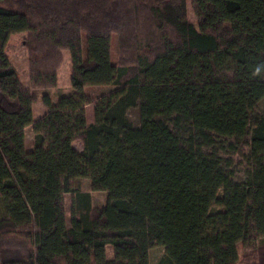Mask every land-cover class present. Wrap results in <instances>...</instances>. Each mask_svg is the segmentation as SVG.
Listing matches in <instances>:
<instances>
[{
    "label": "trees",
    "instance_id": "obj_1",
    "mask_svg": "<svg viewBox=\"0 0 264 264\" xmlns=\"http://www.w3.org/2000/svg\"><path fill=\"white\" fill-rule=\"evenodd\" d=\"M64 50L72 91L55 101ZM263 98L264 0H0V264H150L155 246L157 264H264Z\"/></svg>",
    "mask_w": 264,
    "mask_h": 264
},
{
    "label": "rangeland",
    "instance_id": "obj_2",
    "mask_svg": "<svg viewBox=\"0 0 264 264\" xmlns=\"http://www.w3.org/2000/svg\"><path fill=\"white\" fill-rule=\"evenodd\" d=\"M188 16L191 21H195V16L192 12L190 1L188 2ZM25 36H26L25 33L13 34L10 37V40L7 46V53L10 57L11 63L17 70L20 81L22 82L24 86L30 88L31 84H30V77H29L28 56H27V50L23 44ZM82 49H83L84 58H87L88 46H87V35L86 34L82 35ZM118 49H119L118 37L117 35H113L112 41H111V61L112 63H115L117 60ZM62 53H63V59H62L61 66L58 71V77H59L58 86L49 91L55 101L58 100V98L61 95H67L72 91L71 80H70L71 72H72L71 55L68 50H64ZM201 72L206 74L208 77L211 76L208 65L206 63H202ZM88 90L92 92L96 97H99L102 94H105L107 90H110V91L113 90V88L102 86V87H98L95 90L94 89H88ZM257 112L264 113V98L260 100V102L257 104ZM128 117L133 122L135 128L140 127L141 119H140L139 107L131 108L128 112ZM73 145L77 150H81L82 148L79 141H74ZM25 149L28 152L33 150V132H32L31 127H29L26 132ZM235 161H236V170L238 171V173L242 172L243 166L245 163L244 157L241 155H238L235 157ZM83 181H84V190H88L92 193V199H93L94 206L101 207L105 205L107 202V196H108L107 192L91 191L90 181L88 179H83ZM66 210H67V215H68L67 220L69 224L70 210H71V196L70 195H66ZM240 250H241V247H240ZM106 252H107L108 258L112 259L113 250L111 246L107 247ZM164 252H165V249L162 246L153 247L149 253L150 264H157L159 260L163 257Z\"/></svg>",
    "mask_w": 264,
    "mask_h": 264
},
{
    "label": "crops",
    "instance_id": "obj_3",
    "mask_svg": "<svg viewBox=\"0 0 264 264\" xmlns=\"http://www.w3.org/2000/svg\"><path fill=\"white\" fill-rule=\"evenodd\" d=\"M109 91L110 90H107L106 93H108ZM93 111L94 110H93L92 106H87L86 107V115H87L88 123H93L94 122ZM47 112H48V110L43 104L38 103V104L34 105V107H33L34 120H38V119L42 118L43 116H45L47 114ZM28 128H26V132H27ZM82 184H83V188H84V181L83 180H82ZM85 191H88V190H85Z\"/></svg>",
    "mask_w": 264,
    "mask_h": 264
}]
</instances>
